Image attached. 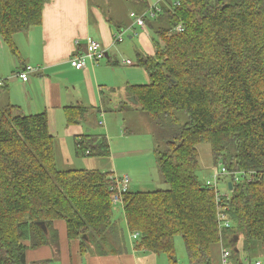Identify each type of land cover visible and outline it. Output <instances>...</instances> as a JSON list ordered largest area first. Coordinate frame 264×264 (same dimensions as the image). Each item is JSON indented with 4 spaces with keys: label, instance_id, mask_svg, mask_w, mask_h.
<instances>
[{
    "label": "trees",
    "instance_id": "16d2710c",
    "mask_svg": "<svg viewBox=\"0 0 264 264\" xmlns=\"http://www.w3.org/2000/svg\"><path fill=\"white\" fill-rule=\"evenodd\" d=\"M48 2L0 0V36L17 60L16 35L42 25ZM142 18L155 53L139 54L137 65L150 82L128 85L127 94L161 126L186 117L153 151L169 188L129 189L115 206L111 172L58 165L46 112L23 114L13 103H0V264H28L29 249L58 239V220L66 222L69 239L80 240L82 252L122 254L116 207L127 236L137 235L128 236L133 249L166 254L169 264H178L177 234L189 264H215V244L231 248L235 264L264 256V0H165ZM65 111L73 124L87 109ZM204 142L218 165L213 173L225 170L216 184L208 183L213 178L202 183L197 174ZM74 150L77 157L112 154L106 135L81 134ZM223 177L230 226L220 228L216 192L223 193Z\"/></svg>",
    "mask_w": 264,
    "mask_h": 264
},
{
    "label": "crops",
    "instance_id": "0c3cea01",
    "mask_svg": "<svg viewBox=\"0 0 264 264\" xmlns=\"http://www.w3.org/2000/svg\"><path fill=\"white\" fill-rule=\"evenodd\" d=\"M91 1L93 0H49L44 7L42 25L15 37L21 60L15 58L0 36V79L3 78L4 85L8 86V90H5V86L0 85V103H13L20 107L23 114L46 112L57 148L70 154L74 160V143L77 136L105 134L100 124V119L106 111L103 108V86L110 82L106 74L111 73L113 67L120 65L113 66L108 63V66H103L101 59L97 63L86 57L88 39L101 43L105 51L103 58L107 59L110 57L112 60H118L111 56V51L115 52L113 56H118L119 43H124L138 53H155L148 26L146 28L136 22L139 25L137 26L132 22L128 25H116L117 28H114L110 19L104 17L100 5L95 2L96 6L91 7ZM161 1L165 0H153L150 5H146L141 15L132 12L142 16ZM136 27H140V30ZM125 33L129 38L126 43ZM118 34L123 36L120 42L115 41ZM81 56H84L85 67L78 69L72 65L71 60ZM28 65L38 68V71L31 72L30 79L24 82L17 73ZM99 73L103 74L105 79H100ZM130 81L131 77H127L125 87L130 85ZM110 89L112 93L117 92L113 85H110ZM125 94L129 96L126 88ZM66 106H81L87 111L80 122L68 124ZM125 108V104H122L121 110ZM111 151L113 153L112 146ZM70 161L73 162L72 159ZM76 161L78 164L90 165L89 161ZM110 168L114 167L110 165ZM113 171L120 176L130 173ZM122 216L124 215L120 214L121 218ZM124 222L126 226L125 219ZM54 228L58 232V239L53 241V238H50L47 244L29 249L28 264H145L150 257L148 252L144 251H141L144 253V256H141L130 243V249L122 254L100 255L97 252H82L80 240L69 239L65 221H56ZM128 236L130 237L129 234Z\"/></svg>",
    "mask_w": 264,
    "mask_h": 264
},
{
    "label": "rangeland",
    "instance_id": "374dc122",
    "mask_svg": "<svg viewBox=\"0 0 264 264\" xmlns=\"http://www.w3.org/2000/svg\"><path fill=\"white\" fill-rule=\"evenodd\" d=\"M152 1L153 0H93L91 1V7L96 6L95 2L100 5L104 17L110 19L114 28H117L116 25H128L132 22H135V24L139 26L136 23V17L142 16H137L134 12L141 15L146 5H150ZM133 13L135 16L132 15ZM136 28L140 30V27ZM96 37L99 38L98 36ZM124 40L125 43L129 40L127 33H125ZM135 44H137V42H135ZM117 47L120 48V52L117 54L118 56H113L115 54L114 51H111V56L118 58L120 65L113 67L111 69L112 72L106 74L110 82L106 83L107 86H103L105 91L103 94V108H105L106 111L103 113L104 117L100 119L105 124L102 125V130L106 136L108 135L107 137L110 140L113 153L110 157H107L95 152L90 158L85 156L81 157V159L75 155L76 160L79 162L89 161L90 165H87L85 163L78 164L70 154L64 152V150L62 151L60 148L58 149V165L65 170L71 168L99 169L98 167H100V170L105 172H112L113 170L118 172L129 171L131 173H129V176L131 180H133V182L130 183V189L132 191L167 189L169 185L164 181L161 175L157 162V155L153 152L154 147L162 148L165 143L176 134L179 126L185 123L186 117H183L184 119L181 120L180 125L175 124V121L168 118L164 120L165 125L161 126L152 119L148 112L140 109L141 107L138 102L131 98V96L125 94V88L127 91L128 87V85L125 87L127 77H131L130 84H146L150 82V76L143 67L136 64L139 54L142 53L133 51V49L126 46L124 43H119ZM123 60H130L132 64L124 65V63H122ZM100 63L103 66H108L107 58H102ZM124 71L126 72L124 73ZM98 75L100 79H105L103 78V74L99 73ZM2 83L3 78L0 79V85ZM110 85H113L117 92L112 93ZM115 96H117V98ZM124 101H126V108L121 110L122 102ZM163 127L165 129H163ZM198 150L200 168L197 174L202 183H204L206 180L214 178L212 174L215 167L218 165L214 164L209 143L204 142L200 144ZM124 151L126 153L122 154ZM71 159L73 162L70 161ZM110 165L114 168H110ZM225 179L226 178L223 177L219 183V188L224 193H222V201L229 199V197H227L228 189L226 187L228 180ZM217 181L218 179H216V182ZM231 189L232 188H230V190ZM115 209V218L126 228L124 217H120V209L117 207ZM124 228H122L124 231L122 238L126 243L122 242V246L125 251H128L130 249V242L127 237V229L125 230ZM175 246L178 264H189L188 253L182 235L177 234L175 236ZM212 250L214 263L220 264V246L215 244ZM138 253L144 256V253L141 251ZM148 254L150 257L145 264H169L166 254H155L151 252H148ZM241 254L244 255V252L241 251ZM255 258L256 257L253 259ZM261 258L264 259V256ZM233 261L234 259L231 264H234Z\"/></svg>",
    "mask_w": 264,
    "mask_h": 264
},
{
    "label": "built area",
    "instance_id": "2783aa9c",
    "mask_svg": "<svg viewBox=\"0 0 264 264\" xmlns=\"http://www.w3.org/2000/svg\"><path fill=\"white\" fill-rule=\"evenodd\" d=\"M135 16V14H132ZM136 22L140 26H145V23L143 21L142 17H136ZM180 28V27H179ZM123 36L122 34H118L115 41L120 42L122 41ZM105 56V51L102 48V45L99 41L95 39H88V52L86 54V57L90 58L91 60L94 61H99ZM71 63L74 67L81 69L85 67V60L84 56L81 57H75L71 60ZM124 64H131L132 62L130 60H124ZM35 68L28 66L26 71L18 72L17 75L24 80H28L29 78V72L34 71ZM101 124H104L103 121L100 122ZM225 173V170L222 169L221 171H215L213 173V180L208 181L209 184H216V179H218L222 174ZM111 181L113 182L111 186L112 190V202L115 206H122L124 203V194L130 189V183L131 179L128 174L120 176L117 172L112 171L110 174ZM221 193L216 192V199L218 202L220 201V205L218 207L219 212H218V220H219V226L220 228L223 227H228L230 226V223L228 221V213L226 211L225 206L223 205L222 201V195ZM137 235L130 236V238H136ZM223 243V242H221ZM233 260V252L232 249L229 248L228 246L222 244L220 246V264H231ZM242 264H264V259L263 258H256V259H249L245 257L242 261H240ZM234 263V261H233ZM240 263V264H241ZM235 264V263H234Z\"/></svg>",
    "mask_w": 264,
    "mask_h": 264
},
{
    "label": "water",
    "instance_id": "95a60500",
    "mask_svg": "<svg viewBox=\"0 0 264 264\" xmlns=\"http://www.w3.org/2000/svg\"><path fill=\"white\" fill-rule=\"evenodd\" d=\"M230 188H232V183H231V182H230ZM40 225H41L44 229L46 228L44 222H41ZM241 264H242V263H241Z\"/></svg>",
    "mask_w": 264,
    "mask_h": 264
}]
</instances>
